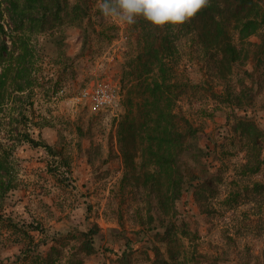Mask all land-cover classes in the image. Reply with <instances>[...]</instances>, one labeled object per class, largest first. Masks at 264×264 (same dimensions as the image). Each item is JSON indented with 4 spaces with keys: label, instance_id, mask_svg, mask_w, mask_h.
I'll return each mask as SVG.
<instances>
[{
    "label": "rangeland",
    "instance_id": "rangeland-1",
    "mask_svg": "<svg viewBox=\"0 0 264 264\" xmlns=\"http://www.w3.org/2000/svg\"><path fill=\"white\" fill-rule=\"evenodd\" d=\"M84 2L0 0V264H264V0L162 29ZM145 26L175 52L161 135L128 76ZM170 115L198 130L178 158Z\"/></svg>",
    "mask_w": 264,
    "mask_h": 264
},
{
    "label": "trees",
    "instance_id": "trees-1",
    "mask_svg": "<svg viewBox=\"0 0 264 264\" xmlns=\"http://www.w3.org/2000/svg\"><path fill=\"white\" fill-rule=\"evenodd\" d=\"M80 1L84 2L85 0ZM40 6L41 8L44 6L43 0H41ZM80 14H82L81 11ZM182 27L187 28V25H183ZM147 28L148 27L145 26L141 29V31H144L141 41L143 46L132 60L128 76L137 83L140 89H142L143 97L141 100L144 101L142 103V109L146 113H154L152 119L155 120L157 124V133L161 135L160 127H163L161 122L165 121L164 113H173L175 107L173 103L175 101L176 91L173 88H177L178 85L169 84L171 82V76H174L176 73L174 72L176 69V61L175 57H173L175 52L169 47L164 37L158 33L155 37H150L149 34L151 33L147 31ZM127 103L131 111L133 107H136V105H133V99L130 95L127 98ZM170 117L176 120L173 142L174 145H176L174 157L178 158L182 151L191 149L189 146L196 143L198 130L184 117H177L175 115H170ZM27 140L33 147L42 146L47 151H51V148L46 145H41L31 139ZM260 189L264 190V186ZM94 235V231L92 230L83 234V236L88 239L89 243H91Z\"/></svg>",
    "mask_w": 264,
    "mask_h": 264
},
{
    "label": "clouds",
    "instance_id": "clouds-1",
    "mask_svg": "<svg viewBox=\"0 0 264 264\" xmlns=\"http://www.w3.org/2000/svg\"><path fill=\"white\" fill-rule=\"evenodd\" d=\"M210 0H101L103 16L133 25L143 18L157 28L190 23Z\"/></svg>",
    "mask_w": 264,
    "mask_h": 264
},
{
    "label": "built area",
    "instance_id": "built-area-1",
    "mask_svg": "<svg viewBox=\"0 0 264 264\" xmlns=\"http://www.w3.org/2000/svg\"><path fill=\"white\" fill-rule=\"evenodd\" d=\"M94 110L108 111L117 103V97L108 86H92L80 95Z\"/></svg>",
    "mask_w": 264,
    "mask_h": 264
}]
</instances>
